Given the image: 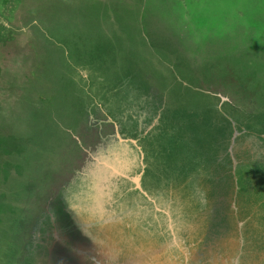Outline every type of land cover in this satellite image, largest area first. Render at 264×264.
Instances as JSON below:
<instances>
[{
  "label": "rangeland",
  "instance_id": "1",
  "mask_svg": "<svg viewBox=\"0 0 264 264\" xmlns=\"http://www.w3.org/2000/svg\"><path fill=\"white\" fill-rule=\"evenodd\" d=\"M0 139V264H264V0H0Z\"/></svg>",
  "mask_w": 264,
  "mask_h": 264
},
{
  "label": "water",
  "instance_id": "2",
  "mask_svg": "<svg viewBox=\"0 0 264 264\" xmlns=\"http://www.w3.org/2000/svg\"><path fill=\"white\" fill-rule=\"evenodd\" d=\"M95 162H99V163H101V162H103V161H96V160H94ZM104 163V162H103ZM99 165H104L105 166V164H99ZM105 172H109V175H107V177H111V176H113L114 174L116 175V171L115 170H112V169H106L105 168ZM106 176V175H105ZM106 178V177H105ZM138 189H139V191H141V193L145 196V197H147V195H146V193L140 188V186H138ZM94 191L95 192H98V191H96V189H94ZM90 206H91V208H90V214L92 215V216H96V215H99L100 213H101V207H102V202L100 201V199L97 197V195L94 197V200H93V202H92V204H90ZM47 207H48V205L46 204V209L44 208H42V210H41V214H42V218H44L45 219V217L46 216H50V212H49V210H47ZM264 218V217H263ZM41 219V218H40ZM43 219V220H44ZM36 232V231H35ZM39 234V233H38ZM41 238H42V236H41ZM40 238V239H41ZM65 236H64V233H63V231H60V232H58V234L56 235V245H57V247H64V243H65ZM47 242V243H46ZM45 243H46V245H48V241H47V239H45ZM45 247H47V246H45ZM241 247H243V243L241 244ZM63 249V248H62ZM89 255V253L87 252V251H85V250H80L79 251V253H78V258L80 259V263H75V262H73L72 264H85V263H83L84 261H86V259L84 258V257H87ZM85 259V260H84ZM83 260V261H82ZM51 264V263H50ZM94 264H100L98 261H94Z\"/></svg>",
  "mask_w": 264,
  "mask_h": 264
},
{
  "label": "trees",
  "instance_id": "3",
  "mask_svg": "<svg viewBox=\"0 0 264 264\" xmlns=\"http://www.w3.org/2000/svg\"><path fill=\"white\" fill-rule=\"evenodd\" d=\"M11 145H12V142H11ZM8 147H11L10 146V142L5 140V139H0V152L1 151H5V150H8ZM0 172H2V175L3 177H7L8 175V167L6 164L3 165V167H0Z\"/></svg>",
  "mask_w": 264,
  "mask_h": 264
}]
</instances>
